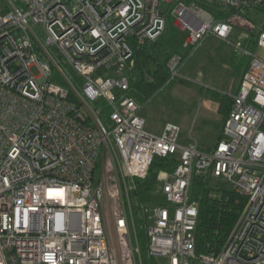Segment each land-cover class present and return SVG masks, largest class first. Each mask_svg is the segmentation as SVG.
<instances>
[{"label":"built area","instance_id":"built-area-1","mask_svg":"<svg viewBox=\"0 0 264 264\" xmlns=\"http://www.w3.org/2000/svg\"><path fill=\"white\" fill-rule=\"evenodd\" d=\"M169 1L0 0V264H264V54L245 43L257 32L264 49L250 17L264 0H174L168 15ZM171 16L189 39L162 88L208 36L248 57L209 151L181 143L176 123L150 131L130 92L135 48ZM170 155L162 199H133L135 180ZM196 175L246 199L217 252L196 250Z\"/></svg>","mask_w":264,"mask_h":264},{"label":"rangeland","instance_id":"rangeland-1","mask_svg":"<svg viewBox=\"0 0 264 264\" xmlns=\"http://www.w3.org/2000/svg\"><path fill=\"white\" fill-rule=\"evenodd\" d=\"M166 6L169 15L174 0L169 1ZM250 17L264 30V12L253 11ZM170 18L172 20L173 16ZM174 25L178 27L175 20ZM180 34L179 42H187L189 39L187 32L181 31ZM256 37L257 32L251 33V38L245 43L251 50L264 54V49L259 48L255 43ZM244 38L245 34L241 29H238L232 37L233 40ZM232 49L226 42L212 36L206 37L197 52L185 64L182 71L183 78L161 88L144 103L141 114L146 120L147 128L152 132L161 133L167 122L176 123L181 127V143L196 141L202 149L211 150L220 138L224 124H221L220 100L216 99L214 94L231 96L248 62L247 56L241 54L234 56ZM63 85L68 86V83L65 82ZM202 99L207 102L209 115L204 111ZM216 124L219 125L217 129H220L218 132H216ZM159 190L160 183L157 180L148 193L146 201L161 200ZM132 196L133 199H138L134 193ZM137 230L144 235L139 227Z\"/></svg>","mask_w":264,"mask_h":264},{"label":"trees","instance_id":"trees-1","mask_svg":"<svg viewBox=\"0 0 264 264\" xmlns=\"http://www.w3.org/2000/svg\"><path fill=\"white\" fill-rule=\"evenodd\" d=\"M220 16L223 15L217 13V17ZM170 19L159 39L134 50L135 65L130 76V92L140 103H146L162 88L169 76L167 64L170 57L183 51L184 43L179 42L181 29L174 25L173 19ZM55 81L65 83L59 78ZM214 97L220 100L219 111L223 124L231 110L233 99L232 96L218 93H215ZM177 162L175 155L156 156L148 175L144 179L135 180V189L132 192L140 201L148 200V193L157 182L159 172L174 170ZM191 196L198 205L195 230L197 253L217 252L237 222L246 199L227 182L198 175L193 177Z\"/></svg>","mask_w":264,"mask_h":264},{"label":"crops","instance_id":"crops-1","mask_svg":"<svg viewBox=\"0 0 264 264\" xmlns=\"http://www.w3.org/2000/svg\"><path fill=\"white\" fill-rule=\"evenodd\" d=\"M181 31H183V30H181ZM188 36V35H187ZM215 38V37H214ZM215 39H217V40H219V41H222V40H220V39H218V38H215ZM222 42H224V41H222ZM232 54L235 56V53H234V51H233V49H232ZM245 70V69H244ZM244 72V71H243ZM242 75H243V73L241 74V76L238 78L239 80H238V85H237V88H238V86H239V84H240V81H241V78H242ZM236 88V89H237ZM206 101L204 100V99H202V105L204 106L203 108H204V111H205V113L207 114L209 111H208V109L206 108L207 106H206ZM208 115H209V113H208ZM215 127H216V129L217 128H219V125L218 124H216L215 125ZM218 131H220V129L218 130L217 129V131L216 132H218ZM217 142V141H216ZM201 148V147H200ZM202 149V148H201ZM202 150H204L205 151V149H202Z\"/></svg>","mask_w":264,"mask_h":264}]
</instances>
